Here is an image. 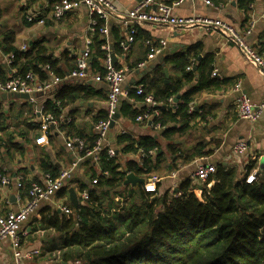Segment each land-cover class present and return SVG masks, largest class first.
<instances>
[{
  "label": "trees",
  "instance_id": "obj_1",
  "mask_svg": "<svg viewBox=\"0 0 264 264\" xmlns=\"http://www.w3.org/2000/svg\"><path fill=\"white\" fill-rule=\"evenodd\" d=\"M174 1L177 0L165 4L171 5ZM210 1L220 5L229 0ZM236 2L238 8L246 14V22L251 0ZM103 25L104 21L97 18L88 59L91 74L101 77L105 71L103 62L106 55L102 49L105 39L99 32ZM137 37L138 34L134 41ZM113 39L111 52L124 55L120 45L123 38L114 34ZM144 39L152 40L147 37ZM201 50L202 45L197 42L166 57L167 62L180 72L176 80L166 82L168 77L157 66L142 82L143 93L136 94L135 89L128 92V97L136 101L143 102L145 95H151L160 103L155 108L157 114L150 120L154 126L164 128L165 137L189 129L193 118L190 104L194 96L224 82L212 76L213 55L200 57ZM4 51L13 54L12 64L20 67L17 74L24 76L30 72L41 83L49 81L48 71L58 78H64L66 72L75 67L73 62L67 70L60 69L40 45L22 51L8 44ZM148 51L146 45V55ZM257 51L261 54V51ZM145 59L146 56L138 59L135 65H127L135 68ZM192 64L193 69H189ZM9 78L0 67V81ZM194 79L196 83L186 92L180 93ZM89 92L88 87L67 85L56 93L53 100H47L42 109L44 114L53 116L60 129L68 131L70 138H82L86 145L85 151L93 147L96 133L85 137L83 132L74 129L72 122L62 119L61 109L78 98H87ZM178 94V102L169 105L168 99ZM144 109H131L126 101L122 104V114L133 121ZM105 115L106 112L95 118L94 124L105 118ZM171 123L180 124L181 127H167ZM27 126L34 128L32 125ZM7 127L6 116L0 109V133L5 137L1 138L0 151L4 150L7 154L10 149L23 151L24 147L13 141L14 133H8ZM47 132H50V127ZM18 134L23 136L21 132ZM109 144L117 151L114 156H108V146H105L99 152L97 163L86 158L92 163L90 183H80L77 191L87 189L88 198L79 199L76 209L69 206V214L53 212L38 219L43 228L55 231L44 251L50 254L57 252V264H264V166L257 167L256 161L250 160L240 175L234 167L217 164L215 172L199 188V195L194 192L189 179L180 184L178 195H159V181L149 180L151 172L163 156V153H159L158 142L150 136L135 139L127 133H120ZM205 146L201 141L195 143L191 154L182 152V161L209 155L210 151L205 150ZM122 155H132L134 158L122 165ZM39 165L42 178L46 174L52 179L57 178L63 170L45 158ZM254 170V181L246 183L245 177ZM129 172L145 177L146 181L135 187L123 185L125 175ZM3 176L5 170L0 167V181ZM42 178L27 181L23 178L20 186L23 194L28 195L31 183H41ZM93 179L96 180L95 184L91 183ZM67 187L68 182L59 190V195L66 194Z\"/></svg>",
  "mask_w": 264,
  "mask_h": 264
},
{
  "label": "crops",
  "instance_id": "obj_2",
  "mask_svg": "<svg viewBox=\"0 0 264 264\" xmlns=\"http://www.w3.org/2000/svg\"><path fill=\"white\" fill-rule=\"evenodd\" d=\"M109 1L115 11L104 20V25L108 29L111 46L114 34L125 39L126 29L122 24L123 17L126 11L133 8L139 0ZM170 1L156 0L159 3ZM177 1L171 4L174 15L220 17L229 20L242 30L249 27L248 25L252 26L247 40L256 50L261 51L264 57V0H251L247 11L249 18L246 22H244L246 14L238 8L237 0H229L217 7L206 5L199 0H182L174 5ZM51 5L52 0H0V67L6 71L8 77L17 75L20 68L19 65L12 64L13 54L4 51L8 44H13L22 51H29L34 45L43 46L46 54L50 55L57 62V67L62 70H67L87 47L92 51L90 46L92 33L89 32L91 16L87 8L81 5L68 12L59 21H54L49 16ZM32 13L39 17L42 15L49 21L38 23L26 20V15ZM137 34V39L124 55L111 52L116 56L114 65H135L138 59L145 58V37L156 41L164 40L166 45L145 69L131 68L123 82L126 96L121 98L118 107L119 116L113 127L109 128L108 137L110 141H113L116 134L127 133L135 139L150 136L158 142L159 153H163V156L149 178V180L159 181L158 194L178 195L180 184L189 179L194 192L199 195L202 183L195 181L192 173L200 164L227 165L234 167L240 175L250 160L256 161L257 167L264 166L261 162L264 158V117L253 122L239 118L235 110L238 92L234 90V84L239 82L241 90L254 103L264 102L262 70L253 65L237 46L227 43L219 34L202 27L177 31L166 25L143 23L138 25ZM197 42L202 45L200 57L207 54L213 55V66L217 71V78L224 82L214 89L202 90L194 96L190 104L193 118L190 120L189 129L165 137L164 128L154 126L151 120L135 122L122 114L124 101L130 104L131 109L141 110L145 107L143 102L136 101L133 97L129 98L128 92L141 85L146 75L154 72L157 66L168 77L166 82L179 78V70L167 62L166 57ZM193 65L189 69H193ZM85 82L86 84L78 86L90 89L87 98H78L75 102L63 107L61 117L67 122H72L75 130H80L85 137H88L95 134L94 119L105 112L108 86L103 80L88 79ZM195 83L196 79L192 80L180 93L186 92ZM58 91L60 89L53 94L39 96L35 103L14 95L6 97L0 95V109L6 116L7 132H13V141L24 147L23 151L10 149L9 154L4 150L0 151V167L5 170V176L9 179L7 185L1 184L0 181V215L14 212L28 201L29 197L23 194L18 181L20 177L25 181L33 178L41 179L39 163L43 158L59 169L72 168L71 178L67 181L66 194L59 195L57 191L50 200L40 203L25 223L26 233L21 236L19 246V251L23 255L21 264L50 263L49 258H44V255L49 254L48 252L41 255L42 250L46 249L55 235V231L51 228H43L38 219L53 212L64 214L59 211L60 205L73 208L68 189L73 188L78 199L79 184L90 183L92 163L86 158L76 161L77 154L65 145L66 140L70 138L67 135L68 131L60 129L58 124L54 123L50 125V132L44 131L41 127L44 113L39 114L36 109L42 110L45 102L53 100ZM27 125H32L34 128ZM36 125L39 127L35 128ZM167 127L180 128L181 125L171 123ZM19 132L23 133V136H20ZM1 138L5 137H2L0 133V144L3 140ZM199 141L205 143V150H209L210 154L183 162V153L191 154L193 146ZM239 141H243L247 148L241 155H236L233 152V146ZM133 158L132 155H122L121 164L124 165L125 161ZM75 161L76 164L72 167ZM0 264H14L13 252L7 239L0 245Z\"/></svg>",
  "mask_w": 264,
  "mask_h": 264
},
{
  "label": "built area",
  "instance_id": "obj_3",
  "mask_svg": "<svg viewBox=\"0 0 264 264\" xmlns=\"http://www.w3.org/2000/svg\"><path fill=\"white\" fill-rule=\"evenodd\" d=\"M182 0H178L175 4H179ZM206 5H214L210 0H199ZM81 5L85 6L91 16L89 32H93L97 18L103 21L107 19L108 15L115 11V8L109 0H52L49 16L54 21H59L68 12H71ZM26 20L35 21L38 23H44V16H38L37 14H27ZM150 23L160 24L171 27L174 30H187L193 27H202L203 29L215 32L219 34L227 43L233 44L239 48L244 56L256 67L262 70L264 73V57L260 54L253 45L247 40V35L251 31L250 25L246 29H239L232 24L229 20L220 17H198V16H178L173 14L172 6L156 2V0H139L137 4L126 11L123 17L122 24L126 29L125 39L120 43L122 50L127 51L133 44L135 35L137 34V27L139 24ZM100 34L105 39V43L102 45V49L105 51V59L103 67L105 69L103 76L91 74L89 71V54L90 49L87 47L80 55L75 59V67L66 73L64 78L56 77L53 72L48 71L49 81L41 83L30 72L22 75H14L5 81H0V95L2 94H27L28 100L31 103H35L39 92L46 91L61 81L66 79H83L84 81L92 79L95 81L103 80L107 86L106 93V115L105 118L99 120L94 128L96 133V139L91 149L85 151V142L80 137H72L66 140L65 145L72 149L77 154L76 161L83 158H90L93 163L98 162L99 152L105 146H108V156L115 155L113 146L109 144V125L116 112L122 96H126V92L123 89V82L131 71V68L127 64H122L116 67L111 63V46L108 39V29L103 25L99 29ZM145 44L149 47V51L146 55V59L136 65V69H145L150 64L151 60L158 54H160L166 43L164 40H146ZM24 48V47H23ZM48 68V66H46ZM212 76L217 77V71H212ZM136 94L143 93V88L138 85L136 88ZM234 90L238 92V96L235 100V110L239 118L249 121H256L260 117H264V102L254 103L249 96L241 90L240 83L234 84ZM143 103L145 109L138 114L135 118V122L149 121L153 115L157 114L155 109L159 102H156L151 95H145ZM172 98L168 99V104L171 105ZM36 112L43 113L41 109H36ZM57 124V121L53 119L50 114H43L42 116V129L47 131L51 124ZM246 144L243 141L237 142L233 146V152L236 155H241L246 151ZM83 152L82 155L80 153ZM76 161L72 163V167L75 166ZM215 172V165L211 163H204L197 165L192 173V177L195 181L201 183L205 182ZM72 168L63 169L57 178H50L49 175H44L42 182L31 183L28 190V201L18 210L10 212L6 215H0V245L4 240H8L11 245V249L14 257V264H21L23 255L19 251L21 236L26 233L25 223L28 218L36 211L38 205L44 201L50 200L57 191L66 185V182L71 178ZM255 170L250 172L245 177L246 183L254 181ZM22 177H20L18 184H21ZM9 179L6 176L1 178V184L7 185ZM92 184L96 183V180H91ZM88 198V190L82 189L78 192V199L86 200ZM81 200V201H82ZM80 202V201H79ZM59 211L64 214H69L71 209L69 206L60 205Z\"/></svg>",
  "mask_w": 264,
  "mask_h": 264
},
{
  "label": "water",
  "instance_id": "obj_4",
  "mask_svg": "<svg viewBox=\"0 0 264 264\" xmlns=\"http://www.w3.org/2000/svg\"><path fill=\"white\" fill-rule=\"evenodd\" d=\"M232 4H234V2H232ZM110 58H111V63L114 65L116 62V56L114 55V53L110 54ZM67 84L83 85V84H86V82L83 79H66L64 81H61V82L55 84V85H52V87L46 91L39 92L37 95L41 96V95H46V94L47 95L53 94L55 91H57L58 89H61L62 87H64ZM10 95H14L16 97H21L24 99L29 98V95H27V94H18V93L2 94L3 97L10 96ZM179 96L180 95L178 94L173 98L174 103L178 102ZM118 116H119V113L116 112L113 119L110 121V125H109L110 128L113 127L114 122ZM115 153H117V151H115ZM261 162L264 163V158L262 159ZM144 181H145V179L143 177H138L134 173L129 172L125 175V178L123 180V185H131L132 187H135L138 183H143ZM68 193L70 195V199H71L73 206H74L73 209H76L78 204H79L76 192L73 188H69ZM63 264H70V263L69 262L68 263L63 262Z\"/></svg>",
  "mask_w": 264,
  "mask_h": 264
},
{
  "label": "rangeland",
  "instance_id": "obj_5",
  "mask_svg": "<svg viewBox=\"0 0 264 264\" xmlns=\"http://www.w3.org/2000/svg\"><path fill=\"white\" fill-rule=\"evenodd\" d=\"M244 171V170H243ZM239 173V172H238ZM45 254V251L44 250H42V255L41 256H43ZM57 252L56 253H54V254H47V255H44V258H49L48 260L50 261V263L49 264H57V262H58V260H57ZM56 255V256H55Z\"/></svg>",
  "mask_w": 264,
  "mask_h": 264
}]
</instances>
